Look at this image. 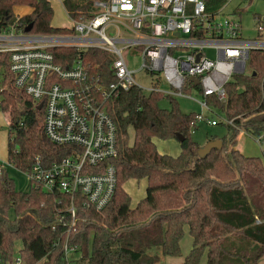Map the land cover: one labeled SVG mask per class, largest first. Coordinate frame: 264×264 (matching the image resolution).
<instances>
[{
  "label": "trees",
  "instance_id": "16d2710c",
  "mask_svg": "<svg viewBox=\"0 0 264 264\" xmlns=\"http://www.w3.org/2000/svg\"><path fill=\"white\" fill-rule=\"evenodd\" d=\"M72 19L94 15V0H62ZM216 13L228 0H204ZM16 6L32 11L22 16ZM50 0H0V29L16 25L38 35L72 34V28L55 27ZM264 27V17L258 16ZM262 18V19H261ZM258 36H264L258 32ZM60 64L83 59L101 83L116 81L114 56L103 49L72 45L49 48ZM9 53L0 52V110L8 117L7 163L26 171L36 156L46 165L69 154L67 145L52 142L44 130V107L16 87ZM247 74L235 73L225 85L226 100L206 96L224 114L226 126L221 149L199 157L200 144L192 138L197 113L184 112L176 98L170 108L160 106L165 97L137 86L118 96L103 98L117 132V188L101 210L78 204L73 224L69 196L48 192L31 184L27 192L15 187L6 168L0 174V264H11L14 245L22 241V264H158L162 256L182 254L186 229L192 246L181 264H264V173L231 150L240 129L264 143V49H252ZM255 73V74H254ZM226 120H232L233 124ZM219 123V121H217ZM133 130V141L130 130ZM184 136L178 156L161 154L153 141ZM2 161H0V164ZM129 179H147L146 196L135 207L124 189ZM17 217L9 219L10 209ZM79 252L69 260L64 247Z\"/></svg>",
  "mask_w": 264,
  "mask_h": 264
},
{
  "label": "built area",
  "instance_id": "2783aa9c",
  "mask_svg": "<svg viewBox=\"0 0 264 264\" xmlns=\"http://www.w3.org/2000/svg\"><path fill=\"white\" fill-rule=\"evenodd\" d=\"M94 8L93 16L73 19L72 34L31 35L15 24L0 29V52L10 54L16 87L44 107L48 138L70 148L68 155L50 165L36 156L24 172L31 184L69 196L73 224L78 204L101 210L117 188L116 125L103 98L118 96L132 86L146 93L191 98L185 85H193L190 78L196 76L204 98L215 95L224 101L226 83L235 73L247 72L250 51L264 49V36L244 39L240 20L207 12L204 0H95ZM258 32L264 33L262 25ZM61 45L110 52L116 81L101 83L83 59L57 63L49 48ZM207 47L216 51L215 59L206 56ZM132 48L141 55L136 69L128 62ZM142 71L152 78L151 87L136 81L135 74ZM164 84L167 89L161 88ZM199 103L210 110L206 99ZM196 117L204 119L201 113ZM3 168L0 164V174ZM64 251L71 260L69 254L75 249L66 243ZM14 264H22L20 257Z\"/></svg>",
  "mask_w": 264,
  "mask_h": 264
},
{
  "label": "rangeland",
  "instance_id": "374dc122",
  "mask_svg": "<svg viewBox=\"0 0 264 264\" xmlns=\"http://www.w3.org/2000/svg\"><path fill=\"white\" fill-rule=\"evenodd\" d=\"M52 8H53V18L52 25L55 27H73V20L69 16L66 8L64 7L62 0H50ZM17 7V6H16ZM15 7V8H16ZM27 8V6H26ZM15 13L22 16L24 13L15 10ZM258 16L264 17V0H228L225 6L222 8L221 12L218 14V18H227L232 17L237 20H240L242 36L244 39H257L258 36V26L261 23L259 21ZM261 18V19H262ZM31 35H38L34 33H30ZM65 35V34H64ZM206 56L210 59L216 58V51L213 48L207 47L205 48ZM128 62L132 69H136L140 66L141 63V55L138 53L137 49L132 48L129 49L128 52ZM246 72L245 74H247ZM135 79L144 87H151L153 80L149 74L146 72H138L135 74ZM161 88L167 89V86L161 85ZM195 100L188 97H177V102L179 107L184 112H195L198 114H202L204 119L198 121V126L192 129V138L197 141L200 146H203L207 143V139L212 135H217L218 137H222L226 134V126L221 123L224 119V114L217 109H202L199 104V100H203V95L201 92L194 88L190 93ZM160 106L163 108H170V101L167 97H163L160 100ZM216 119L219 121L217 125H209L205 118ZM9 133V123L8 117L5 112L0 110V161H2V167L6 168V173L13 178L15 187L19 191L27 192L31 186L30 179L27 174L15 167L14 165H10L7 163V141ZM133 130H130V140L133 141ZM248 135V134H247ZM176 139V138H172ZM238 145L244 154H258L261 157L263 156L260 144L256 142V139L251 135H248L247 138H243V133L238 134ZM159 147V146H158ZM264 149V146H262ZM146 183L144 180H128L124 184V189L132 196V199H136L138 196L143 195ZM8 217L11 220H14L17 217L15 209H10L8 213ZM191 239L189 235H185L183 238V242L181 244L182 254L179 256H162L161 261L158 264H178L179 260L182 263L185 255L189 252L191 247ZM22 247V241L17 240L14 245V258L19 255V250ZM79 256L78 251H72L69 254V258L75 259ZM261 263H264V257L260 260ZM179 263V264H180ZM14 264V263H11ZM38 264H42L40 261ZM200 264H206V258L201 261Z\"/></svg>",
  "mask_w": 264,
  "mask_h": 264
},
{
  "label": "crops",
  "instance_id": "0c3cea01",
  "mask_svg": "<svg viewBox=\"0 0 264 264\" xmlns=\"http://www.w3.org/2000/svg\"><path fill=\"white\" fill-rule=\"evenodd\" d=\"M95 1V0H94ZM19 10V11H22L24 14H27V13H29V12H31L32 11V8L31 7H29V6H27V8H26V6H17L16 8H15V10ZM222 10V9H221ZM221 10H219V11H217V12H221ZM216 12V13H217ZM87 18V17H86ZM73 20V19H72ZM72 28V27H71ZM190 80L193 82V85H191L190 83H186V85H185V92L186 93H188L189 95H191L190 93L192 92V90L194 89V88H196V89H198L200 92H201V94L203 95V91H202V88L200 87V84H199V82L198 83H196V82H194L191 78H190ZM189 81V80H188ZM190 82V81H189ZM159 93H161V92H159ZM163 96H165V97H172V98H176L177 99V97H180V96H167V95H165V94H163V93H161ZM211 96H215V95H211ZM216 97V96H215ZM189 98V97H188ZM217 98V97H216ZM191 99H193V100H195V98L191 95ZM203 99H205L204 98V96H203ZM218 99V98H217ZM219 100V99H218ZM200 101V100H199ZM200 104V103H199ZM209 104V103H208ZM209 106H210V109H216V108H214V107H212L210 104H209ZM197 115H198V113H197ZM213 119V118H212ZM216 120V119H215ZM218 121V120H217ZM218 124V123H217ZM217 124H215V125H217ZM210 125V124H209ZM243 133V138H247L248 137V135H250L249 133H247L244 129H240V132H239V134H242ZM248 134V135H247ZM253 137V136H252ZM253 138H255L256 139V142H258L259 144H260V147H261V150H262V153H263V156H264V149H263V147L262 146H264V143L260 140H257V138L256 137H253ZM153 141H154V143L156 144V147H157V149H158V151L161 153V154H169V155H172V156H178L180 153H181V145H180V141L176 138V139H172V138H169V139H161V138H158V137H154L153 138ZM207 141H209V139H207ZM238 143V139H236V143H235V145L231 148V150H233L235 153H236V155L240 158V159H242V160H244V161H247V162H250V163H253L254 165H256L263 173H264V157H261L260 155H258V154H244V152L241 150V148H240V146L237 144ZM159 146V147H158ZM129 180H132V179H129ZM135 180H137V179H135ZM141 180H144V182L146 183V185H145V188L147 187V184H148V182H147V179H141ZM146 196V190L144 189V193H143V195H140V196H138L136 199H132V196H131V206L132 207H135L136 205H137V203L142 199V198H144ZM185 235H189L190 236V239H191V242H192V237H191V235L189 234V232H188V228L186 229V234ZM182 242H183V239H182V241H181V244H182ZM191 246H192V244H191ZM191 248V247H190ZM190 250V249H189ZM19 257V255L16 257V258H18ZM15 258V259H16ZM204 259V258H203ZM184 260V259H183ZM181 262V260H179V263ZM183 262V261H182ZM178 263V264H179ZM181 264V263H180Z\"/></svg>",
  "mask_w": 264,
  "mask_h": 264
},
{
  "label": "water",
  "instance_id": "95a60500",
  "mask_svg": "<svg viewBox=\"0 0 264 264\" xmlns=\"http://www.w3.org/2000/svg\"><path fill=\"white\" fill-rule=\"evenodd\" d=\"M33 23H31L29 26H27L24 31L29 33L32 29ZM255 74V73H254ZM191 79L198 83L199 79L196 76H191ZM42 105H39V108H41ZM184 136L180 133L177 134V139L179 141L183 140ZM223 146V140L222 139H215V140H209L207 141V143L201 147H199L198 151H197V155L199 157H204L206 155H208L213 149H221Z\"/></svg>",
  "mask_w": 264,
  "mask_h": 264
}]
</instances>
